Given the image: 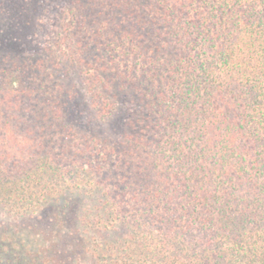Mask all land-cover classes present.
Listing matches in <instances>:
<instances>
[{"label":"trees","instance_id":"16d2710c","mask_svg":"<svg viewBox=\"0 0 264 264\" xmlns=\"http://www.w3.org/2000/svg\"><path fill=\"white\" fill-rule=\"evenodd\" d=\"M0 23V207L37 221L0 264H264V0H0Z\"/></svg>","mask_w":264,"mask_h":264},{"label":"rangeland","instance_id":"374dc122","mask_svg":"<svg viewBox=\"0 0 264 264\" xmlns=\"http://www.w3.org/2000/svg\"><path fill=\"white\" fill-rule=\"evenodd\" d=\"M54 4H56V2H54ZM63 6L64 5H60L59 8H61ZM45 22L47 23V25L50 28H52V27L54 28V24H55V16H54V14L47 15L46 18H45ZM0 25H1V23H0ZM30 216H32V215H30ZM30 216H26V217L25 216L24 217L17 216V215H14V214H11V213L7 212L6 210H4L3 208L0 207V230L1 231L5 230L6 233H12L13 231L17 230L19 228V225L21 226L23 224V221H25V220L28 221L29 223H34L35 224L37 221L34 220V218H31ZM41 228H43V227H41V225L40 226L38 225V229H39L38 231L39 232H42ZM45 231H46V227H45ZM40 235L42 236V238L37 243L41 244V246H48L47 245L48 242H47L45 236L42 235V234H40ZM51 247L52 246H49L50 249H54L53 247L52 248ZM54 253H55V251H54ZM90 257H91L90 254L88 255V253H84L83 254V258L81 259L80 262L76 261V260H73V259L72 260L68 259V260H66V262H67V264H93V262L90 259ZM8 258H10V257L7 254L5 256V259H8Z\"/></svg>","mask_w":264,"mask_h":264}]
</instances>
